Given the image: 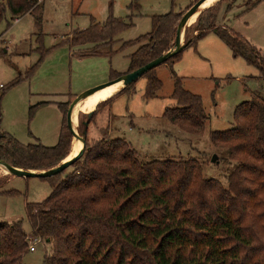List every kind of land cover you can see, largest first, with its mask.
<instances>
[{
  "label": "trees",
  "instance_id": "16d2710c",
  "mask_svg": "<svg viewBox=\"0 0 264 264\" xmlns=\"http://www.w3.org/2000/svg\"><path fill=\"white\" fill-rule=\"evenodd\" d=\"M224 1L198 16L195 27L189 30L198 33L187 39L184 50L214 32L235 58L245 56L264 74V55L240 35L216 25ZM261 2L264 0L257 3ZM42 5L40 0H0V25L9 11L12 21L36 15V26L41 29ZM129 8L139 9V5L133 2ZM186 12L154 16L149 34L123 44H140L130 57L128 73L171 50ZM127 26L111 14L103 24L92 21L90 27L74 32L61 45H93L78 57L111 55L102 49L112 45ZM38 41H42V34ZM38 50L41 59L30 69L27 79L35 74L48 52L42 45ZM182 53L165 64L176 62ZM156 69L143 76L147 79V100L157 97L163 88V82L154 74ZM20 82L14 81L9 89ZM136 83L101 103L90 124L101 109L129 94ZM171 99L175 105L165 110V119L188 133L205 126L207 115L201 97L185 90L179 78ZM70 104H58L63 123L57 145L47 147L38 140L24 145L0 131V160L38 172L61 164L70 156L73 139L67 125ZM1 118L0 109V126ZM234 119L232 129L211 135L213 145L225 150L227 159L236 163L227 186L204 178L201 164L193 158L144 161L125 138H113L103 129L93 143L86 138L85 153L71 166L73 171L67 169L41 178L50 182L51 195L43 203L26 205L33 238L51 246L43 264H264V100L255 97L238 105ZM29 252L22 222H0V264H23Z\"/></svg>",
  "mask_w": 264,
  "mask_h": 264
},
{
  "label": "rangeland",
  "instance_id": "374dc122",
  "mask_svg": "<svg viewBox=\"0 0 264 264\" xmlns=\"http://www.w3.org/2000/svg\"><path fill=\"white\" fill-rule=\"evenodd\" d=\"M40 2H43L41 29L36 26V15H24L16 23L11 20L9 11L0 25V95L5 92L0 104V131L12 135L24 145L35 144L38 140L44 146L53 147L59 141L63 123L62 118L59 121L58 104L72 102L85 91L128 73L130 57L140 44L127 47L123 44L149 34L154 16L172 11L184 13L196 0ZM133 2L138 3L139 9L129 8ZM257 2L225 0L216 25L240 35L264 55V2ZM111 14L128 25L117 34L112 45L102 49L105 53L112 52L111 55L78 57V53L92 49L93 45H61L62 41L72 38L74 32L90 27L92 21L103 24ZM197 18L186 28L183 44L197 35L194 30L189 32L195 27ZM41 34L40 42L38 37ZM41 45L49 53L43 57L35 74L27 79L30 69L41 59L38 50ZM154 74L163 82L157 97L144 98L147 79L142 77L129 94L94 116L88 126V141L93 143L99 139L103 129L113 138H125L144 161L193 158L201 164L204 178L215 179L227 186L228 176L236 163L227 159L225 150L213 145L211 135L234 127L238 105L255 97L264 100V74L250 65L245 56L235 58L231 48L214 32L184 50L176 62L157 68ZM177 78L181 79L185 90L201 97L207 121L196 133L185 132L163 117L165 110L175 105L171 95ZM18 79L21 82L9 89ZM120 85L118 93L105 91L95 95L92 111L119 94L124 89L123 83ZM42 103L46 104L41 106ZM87 113H78L80 134L84 131ZM215 155L219 163L212 162ZM72 171V167L68 169L69 173ZM6 173L0 168V222H22L26 234H31L26 205L43 203L52 193L50 182L41 178L6 177ZM30 236L32 243L29 245H34L36 250L24 257L23 264H43L51 246L43 240L33 244L36 241Z\"/></svg>",
  "mask_w": 264,
  "mask_h": 264
},
{
  "label": "water",
  "instance_id": "95a60500",
  "mask_svg": "<svg viewBox=\"0 0 264 264\" xmlns=\"http://www.w3.org/2000/svg\"><path fill=\"white\" fill-rule=\"evenodd\" d=\"M206 1L207 0H199L183 15V17H182V19H181V21L178 24V27L176 29L174 45L171 48V50H169L166 54L158 57L157 59L151 61L147 65L139 68L138 70H136L134 72L125 74V75H123V76H121L115 80L108 82V83H104L102 85L96 86L94 88H91V89L85 91L84 93L77 96L71 102V104L69 106L68 113H67V125H68V128L73 135V138L74 139L75 138L80 139L82 141V144H83L82 149L80 150V152L77 156H75L74 158H72L70 160H64L61 164H59L55 168H52L48 171H41V172L15 168L12 165H10L9 163L2 161V160H0V166H4L8 170L9 175H12L15 177H23V178H48V177H52V176H56L58 174H61L65 170L69 169L75 162L80 160L85 153L88 126L90 124V120H91L92 114L94 112V110H93L92 112L88 113V120L83 122L84 131L82 134H80L79 132L76 131V129L74 127V123H73V113H74V110L77 107V105L80 104L85 99H87L88 97L94 95L95 93H97V92H99V91H101V90H103V89H105L111 85H114L116 83L123 82L124 88L131 86L132 84L136 83L139 79H141L149 71L162 66L171 57L183 52L185 45H186V44H183V40H182L183 33L186 30V28L189 26L190 20L196 14H198V16H199L205 10V9L201 10V7ZM212 162L213 163H219V158L217 155H215L212 158ZM66 176L67 175H65V177Z\"/></svg>",
  "mask_w": 264,
  "mask_h": 264
},
{
  "label": "bare ground",
  "instance_id": "6f19581e",
  "mask_svg": "<svg viewBox=\"0 0 264 264\" xmlns=\"http://www.w3.org/2000/svg\"><path fill=\"white\" fill-rule=\"evenodd\" d=\"M218 1H220V0H216V1H214V0H207V1L202 5L201 10L206 9L205 7H208V6H212V5H214V4L217 3ZM197 17H198V14H196V15L190 20V24H189V25L193 24V23L195 22V20H196ZM184 33H185V31H184ZM184 33H183V38H184ZM183 38H182V40H183ZM120 84H121V82L116 83V84H114V85H111V86H109V87H107V88H105V89H103V90H101V91L95 93L94 95L88 97L87 99H89V98H91V97H93V96H95V95H97V94H99V93H101V92H103V91L105 92V90H108V89H111V88H115V89H116V92L118 93V92L121 90V85H120ZM87 99H85L84 101H82V102H81L82 104L80 103L81 105L78 104L77 107H76L75 110H74V113H73V123H74V127H75V129H76L77 132H78V129H77L78 113L81 111V109H82L83 111L91 112L92 108L94 107L93 105H94V100H95V98L93 97V98L89 99V100L86 102ZM85 102H86V104H85ZM79 105H80L81 108H79V110H78V112H77V108L79 107ZM87 114H88V113H87ZM82 146H83L82 141H81L80 139H78V138H75V140H74V149H73V152H72L71 156L68 157L66 160H70V159L74 158L75 156H77V155L79 154L80 150L82 149ZM0 168H1L3 171H5V172H7V173L9 174L8 170H7L4 166H0Z\"/></svg>",
  "mask_w": 264,
  "mask_h": 264
},
{
  "label": "crops",
  "instance_id": "0c3cea01",
  "mask_svg": "<svg viewBox=\"0 0 264 264\" xmlns=\"http://www.w3.org/2000/svg\"><path fill=\"white\" fill-rule=\"evenodd\" d=\"M214 1H216V0H214ZM20 21V20H19ZM121 83H123V82H121ZM105 91H116V89L115 88H111V89H108V90H105ZM104 92V91H103ZM103 92H101V93H103ZM100 94V93H99ZM99 94H97V95H99ZM93 97H95V96H93ZM93 97H91V98H93ZM91 98H89V99H91ZM89 99H87L86 100V102L89 100ZM71 102V101H70ZM86 102H85V104H86ZM66 103V102H65ZM53 107V106H52ZM56 108V107H55ZM93 109V108H92ZM59 111H60V109H59ZM81 111H83L82 109H81ZM92 111V110H91ZM85 112H87V111H85ZM60 113H61V111H60ZM61 118H62V120H63V114L61 113V115L59 114V121L61 122ZM61 127H62V123H61ZM60 131H61V129H60ZM5 172V171H4ZM6 175V177H7V175H9L8 173H6V174H4V176Z\"/></svg>",
  "mask_w": 264,
  "mask_h": 264
},
{
  "label": "built area",
  "instance_id": "2783aa9c",
  "mask_svg": "<svg viewBox=\"0 0 264 264\" xmlns=\"http://www.w3.org/2000/svg\"><path fill=\"white\" fill-rule=\"evenodd\" d=\"M19 20H20V19H16L15 22L17 23V22H19ZM30 235H32V234H28V241H29V244L32 243V242H30V238H31ZM34 240H35L36 242H34L33 244H35V243L41 241L40 239H35V238H34ZM35 250H36V248H35L34 245H33V246H30V245H29V251H30V252H34Z\"/></svg>",
  "mask_w": 264,
  "mask_h": 264
}]
</instances>
